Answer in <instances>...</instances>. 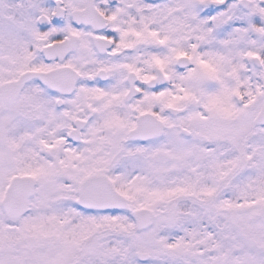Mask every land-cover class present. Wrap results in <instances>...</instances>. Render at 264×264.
Listing matches in <instances>:
<instances>
[{"label":"snow or ice","instance_id":"obj_1","mask_svg":"<svg viewBox=\"0 0 264 264\" xmlns=\"http://www.w3.org/2000/svg\"><path fill=\"white\" fill-rule=\"evenodd\" d=\"M0 264H264V0H0Z\"/></svg>","mask_w":264,"mask_h":264}]
</instances>
